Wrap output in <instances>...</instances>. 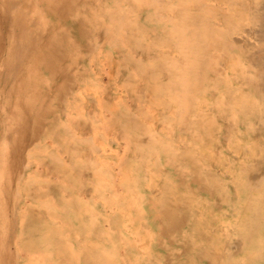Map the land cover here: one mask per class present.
Wrapping results in <instances>:
<instances>
[{
	"label": "rangeland",
	"instance_id": "374dc122",
	"mask_svg": "<svg viewBox=\"0 0 264 264\" xmlns=\"http://www.w3.org/2000/svg\"><path fill=\"white\" fill-rule=\"evenodd\" d=\"M190 109L199 123L189 130V146L209 161L182 167L184 184L168 180L183 194L172 212L179 224L161 229L159 202L150 207L144 181H155L158 160L169 162L168 173L178 182L182 169L158 145L130 149L131 162L152 165L143 180L141 169L131 174L149 233L136 250L122 245V213L104 211L116 219L113 264H264V0H0V264H84L76 255L65 262L53 238L31 235L20 224L31 214L41 232L58 227L49 219L53 213L75 225L78 209L55 206L48 188L66 183L54 168L75 163L68 178L77 184L89 152L121 157L125 139L106 123L112 112L137 118L138 125H127L131 146L139 135L146 139V130L157 132L155 140L171 155L183 151L176 132L186 136ZM51 132L75 153L55 148ZM95 178L94 186L102 179ZM58 194L71 203L81 200L92 214L88 194ZM30 242L37 252L24 248Z\"/></svg>",
	"mask_w": 264,
	"mask_h": 264
},
{
	"label": "bare ground",
	"instance_id": "6f19581e",
	"mask_svg": "<svg viewBox=\"0 0 264 264\" xmlns=\"http://www.w3.org/2000/svg\"><path fill=\"white\" fill-rule=\"evenodd\" d=\"M163 62H164L163 64H165V60ZM132 69H130L131 72H132ZM136 88H138V87H136ZM89 89H91V88H89ZM98 89H100V88H98ZM93 93H94V91H93ZM106 95H108V94H106ZM190 100H191L190 102L192 104L197 102V99L195 100L194 96L191 97ZM175 102H177V100ZM148 106H150V105H148ZM111 107L112 106H110V108ZM105 110H106V107H105ZM108 112H111V110H108ZM189 113H190V116L188 118L187 123H188V127L190 129H187L188 132H186V136L181 134L179 131L176 132V134H177L176 135L177 136L176 141H177V143H179L181 145L180 147H182L184 149H183V151L175 149L173 151V155H171V152L167 150L168 149L167 144L163 143L162 140H160V141L155 140L154 136L157 135V132H153V135H151V134H146V130L142 131V133L144 135H147L146 139H144V138L142 139V136L139 135L136 137L137 138V142H136L137 145L131 146L132 142L129 140V138H128L129 135L126 132L127 125H130V124L138 125L137 118L136 117L134 118V117L128 115L127 113H114V112H112V115H113L112 121H110V123H108L105 120L106 118L104 119V121L107 123V126L112 127V128H114V127L118 128L117 130L120 132L121 138L125 139L126 145H125V148L123 147L124 149L122 148V150H124L125 152L122 154V156L118 157L116 151H113L111 153L112 155L110 157H108V155H106V154H104V152H102L103 153V159H102V158H99L98 155L96 158L95 157L96 154H93L91 151V152H89L90 154L88 156H86V161H83L82 169L79 170L80 174L84 175L85 177H83V179H80V181L77 184L73 183V181H69V178H68V176H70L71 173L73 174V172L76 170V168L74 166L75 163H74L72 165H68L67 168H64V169L63 168H60V169L54 168V173H56V174H57L58 170H62V172H61L62 181H66V183H57V184L53 183V184L48 186V188L51 191H53V195L55 196V206L59 207L63 211H66L67 209L73 210V208L78 209V211H76L74 213L75 225L71 224L70 220H69V222H67V220H66L67 216L65 214H58L57 215V214L52 213V215H49V213H48L49 219L52 221H58L59 226L58 227L56 226L55 228L49 226V227L42 229V232H41L39 218L35 215L26 214L21 218V221H20L22 228H27V230H29L31 235H33L34 233H41V236L43 239H49V238L52 239L53 238V241H56V249L58 251H60V248L63 249V252H62L63 253V260L65 262L68 258L76 255L77 258H79L81 256L84 264H113V256L115 254V251H114L115 247L113 246V243H114L113 234L115 232L114 231L115 228H113V226H114L116 219L104 217L103 212L104 211L106 212V210H107V213L110 214L113 211L112 207H116V209L122 213L121 214L122 223L119 225V227H117V232L119 233L120 240H122V245H124V244L126 246L132 245L135 247V250H136V247L138 248L139 245L140 246L142 245L143 236L145 239V237H148L149 232L144 228V224L142 222V212H141L140 208L138 211L136 196H135L134 190L132 188V185L134 184L133 181H134V179L137 180V177L136 176L134 177L131 174H132V171L134 173V169H135V171L137 169H141L142 172L140 173L137 170V172H138L137 174H139L138 176H140V178L143 180V178H145V177H143V173H144V175L147 172L150 173V168L152 165H150L148 163H145V165H144V162H143V166H139L138 164H135L134 161L131 162L130 160L132 157L130 154L128 155V151L131 149V151H130V153H131L132 151H134V149L140 150L142 147H149L150 148L151 144L152 145H158L157 148L160 150V152H165L167 154V159L170 160L176 166V168L182 169V171H181V178L182 179L180 182H178L177 178H174V176H172V175H170V173H168V168H167L168 164L167 163H169V162L166 161V162L162 163L161 160H158L159 163L154 165V167L152 166L154 171L156 170L155 181L153 182L151 180L152 182L151 181L149 182V179L147 180V182L144 181L145 189L147 190V194L151 200L150 207L153 206V203H155V200H157L159 202V205H158L159 213H158L157 217L159 218L160 225L163 226V228H161V229L165 230L167 228L169 229L170 227L171 228L175 227L176 222L179 224V217L178 216L174 217L172 212L174 211L175 207H178L177 206L178 202H176V201L182 200L183 194L182 193L181 194L176 193L178 190L173 191L172 187L174 186L173 185L174 183L169 182L168 180L172 181V179H175V182L184 184L185 180H187L188 177H187V173H185V171L183 170L182 167H191V169H196L195 159H201L203 161H209V159H208L209 155L208 156L206 155V157H205L204 155H201V153H199L198 151H195L194 148H191V146H189V142H191V143L194 142L192 136L190 135L189 130L194 128V125H198V123H199L198 121H196V122L193 121L194 120L193 117L198 115V113H196L194 111V109H190ZM101 116H102V114H101ZM73 117H71L70 119H72ZM155 121H159V119H155ZM150 124H151V122H150ZM82 125L80 127L86 126L84 123H82ZM152 125H153V123H152ZM92 127H94V126H92ZM102 127L104 128V126H102ZM106 128H108V127H106ZM72 129H74V128H72ZM51 133H53V132H51ZM49 137L58 146V147L55 146V148H59L64 152L69 151V153L71 155H73L75 153V152H71V150H69L70 147H68V144L64 141V139L61 136H58L55 133H53L52 137L51 136H49ZM44 140H46V139H44ZM115 140H116V138H115ZM120 140L121 139H119V141ZM119 141H118V143H119ZM139 145H141V146H139ZM109 147H111V145H109ZM104 151H105V149H104ZM107 157L110 158V160H112V161H108L107 159H105ZM42 165H43V163H42ZM43 168H45V167H43ZM103 171L105 173H103ZM150 174H152V173H150ZM97 176L99 178H102V179H100L98 181V184H95V186H94L93 185V182H94L93 179L95 180L96 179L95 177H97ZM169 176H171V177L169 178ZM188 176H189V174H188ZM167 178H169V179H167ZM196 178H197V182L201 183L199 178L198 177H196ZM155 186L158 187V193L152 192V189ZM61 189H63V190H67V189L76 190L80 194H88L89 199H91V201H93L94 210L92 211V214L88 213V209H87L86 204L83 203L81 200L79 201L76 199L71 203V201H72L71 199H64V197H62V196L60 197L58 194V191ZM102 190H104L106 192V196L104 195ZM40 192H41V187L36 188L32 197L37 198V195H40ZM167 194H172L176 198L173 203H170L166 199ZM26 196L27 197L29 196L28 191H26ZM98 205L100 207H98ZM135 208H137L136 211L134 210ZM130 210H132L133 212ZM154 210H155V208H154ZM48 212H50V208H49ZM129 214H131V216L133 215L134 218L132 219ZM87 215H89V216L87 217ZM127 215H129V217L131 218L130 222H129L128 218H126ZM114 217L116 218L115 215H114ZM164 217H165V219H164ZM85 219H89L90 224H88ZM166 219H169V222H165ZM37 222L39 223V225H36ZM104 224L106 225V227H103ZM41 226H45V224H42ZM59 232H61V234H58ZM131 234L134 235V238L131 237L130 239H128L125 236V235H131ZM90 236L92 237V239ZM103 240L109 244V245L107 244L109 246L108 248H105L103 246V243L100 242ZM130 240H132V241L130 242ZM119 242H121V241H119ZM25 247L28 250L32 249V251L34 253L37 252V248L35 247V245L32 242H30L29 244H25L24 248ZM75 247L79 251L76 250V252L73 253L74 252L73 249ZM57 253L59 255H62V253H59V252H57ZM42 255H43L41 257L42 259L47 258V256L44 255L43 253H42ZM26 256L28 257V255H26ZM29 258L30 257H28V259Z\"/></svg>",
	"mask_w": 264,
	"mask_h": 264
}]
</instances>
